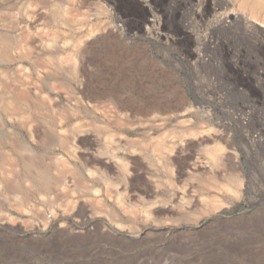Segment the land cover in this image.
<instances>
[{
	"label": "rangeland",
	"instance_id": "rangeland-1",
	"mask_svg": "<svg viewBox=\"0 0 264 264\" xmlns=\"http://www.w3.org/2000/svg\"><path fill=\"white\" fill-rule=\"evenodd\" d=\"M1 1L17 32L0 35V264H264V32L218 22L264 23L253 0ZM110 156L135 162L129 200ZM77 200L94 214L71 216Z\"/></svg>",
	"mask_w": 264,
	"mask_h": 264
},
{
	"label": "bare ground",
	"instance_id": "bare-ground-1",
	"mask_svg": "<svg viewBox=\"0 0 264 264\" xmlns=\"http://www.w3.org/2000/svg\"><path fill=\"white\" fill-rule=\"evenodd\" d=\"M241 1V0H240ZM247 1V0H246ZM3 1H1L0 0V35L2 34V33H4L5 31H9L10 33H13V35H15L16 33L15 32H17L16 30V26H11V25H7L6 23H5V19H4V17H5V15H7V14H9V15H11L10 13L12 12L11 11V9H10V13H7L8 11H7V7L8 6H10V5H8L7 7L6 6H4L3 5V3H2ZM248 2V5H249V1H247ZM251 2V10L249 9V7H247V10L249 9V11H250V14L253 16L254 14H256V13H264V0H253V1H250ZM244 3V2H243ZM27 4H28V1H27ZM245 4V3H244ZM240 5H242L243 6V4L241 3ZM239 5V6H240ZM246 5V4H245ZM243 6V8L245 9V7L247 6ZM25 6H27V5H24V7ZM241 7V6H240ZM35 8V7H34ZM52 8H54V7H52ZM42 9V8H41ZM20 10V9H19ZM233 10V9H232ZM7 11V12H6ZM14 11V10H13ZM18 12V11H17ZM22 12V11H21ZM7 13V14H6ZM23 13V12H22ZM21 13V14H22ZM226 13V12H225ZM20 15V14H19ZM24 15V14H23ZM224 15V14H223ZM12 16V15H11ZM23 17V16H22ZM25 17V16H24ZM27 17H29V16H27ZM227 17H231V22L233 23V21L235 22H242V21H247V22H249L250 24H251V26L252 27H255L256 29H258V30H260L261 32H264V23H262V22H258V20L256 21L255 19H253V18H251L250 17V15L248 14V15H246V14H244V13H241V12H238V10H234L233 12H232V14L230 15V16H227L226 14L224 15V16H220L219 18H218V22L220 23V24H224V23H226L227 24V22L228 23H231L229 20L227 21ZM254 17V16H253ZM263 17V16H262ZM256 18V17H255ZM258 18V17H257ZM9 23V22H8ZM234 24V23H233ZM229 25V24H228ZM232 25V24H231ZM8 26V27H7ZM11 26V27H10ZM15 28V29H14ZM18 28V27H17ZM19 29V28H18ZM96 32H97V30L95 31H92V30H90L88 33H87V35L85 36L86 37V39H88L89 37H92V36H94L95 34H96ZM15 33V34H14ZM5 34V33H4ZM12 35V36H13ZM8 36H10V35H8ZM7 37V36H6ZM16 37V36H15ZM8 38V37H7ZM84 39V38H83ZM3 41V40H2ZM5 41V40H4ZM3 41V42H4ZM15 41V40H14ZM66 41V40H65ZM65 41H61V43H58V45H57V47H59V49H64V50H68V51H70V52H72V54H74V57H75V60H76V67H77V70H79V71H83L84 70V55L82 54V52L78 49V48H75V47H73V45H70L68 42H65ZM8 43V42H7ZM77 43V42H76ZM9 44V43H8ZM11 44V43H10ZM60 44V45H59ZM75 46V45H74ZM77 46H78V44H77ZM12 48V47H11ZM48 48H50V47H48ZM52 48V47H51ZM1 50V49H0ZM44 53V52H43ZM84 56V57H83ZM12 61V60H11ZM16 66V65H15ZM18 68H19V70H21L22 69V65H18L17 66ZM17 67H16V69H17ZM15 69V70H16ZM24 69H26L25 67H23V70ZM18 70V71H19ZM1 72H2V70H1ZM24 72V71H23ZM23 72H19V73H23ZM0 76H1V74H0ZM3 85V84H2ZM32 86V85H31ZM1 89V88H0ZM3 89V88H2ZM0 101H1V99H0ZM2 103V102H1ZM0 103V104H1ZM1 107V106H0ZM188 110V108H185L184 110H183V112H186ZM2 112V111H1ZM12 112V111H11ZM20 112H12V113H10L9 114V116H8V118H9V120L12 122V123H17V122H19V120H20V116H21V114L22 113H20ZM1 118V117H0ZM5 121V120H4ZM0 124H2L1 122H0ZM4 127V126H3ZM1 128H2V126L0 125V130H1ZM3 129V128H2ZM5 131L3 130H1V132L0 133H2L3 135H5V133H4ZM81 133V132H80ZM203 136V135H202ZM79 137H80V135L79 134H77V133H75V135H74V137L72 138V139H74L73 141H78L79 140ZM171 137V136H170ZM187 140H188V136H179V137H171V139H170V144H171V146H172V149H169V150H167V151H165L164 153L162 152V153H157V154H155V159L159 162V163H161L163 160H164V158L166 157V156H170L169 158H173V157H175L176 156V153H177V148H178V146H180L181 144H183V143H185V142H187ZM105 141V140H104ZM100 142V141H99ZM106 142V141H105ZM108 142H110V143H116V144H120L121 142H122V137H120V136H118V137H115V138H111L110 139V141H108ZM104 143V142H103ZM167 148V147H166ZM165 148V149H166ZM130 150V149H129ZM130 152H132V154H135L136 153V150H134V149H132V150H130ZM212 158L213 157H211L209 154L207 155V156H203L202 157V159L201 160H199V165L201 166V167H210V164H211V161H212ZM215 158V157H214ZM100 160H102V159H100ZM216 160V159H215ZM219 161V160H218ZM101 164H103V166L106 168V169H108V172L110 173V174H112L113 176H114V179H116L117 180V182H114V184L110 187V189H112V191L111 192H113L114 193V195H119L120 193H122V192H126L125 194V196H126V199H130V198H133L134 197V194H133V192H131L127 187H125L124 186V182H123V180H126L128 183L129 182H132L133 181V178L135 177V172H136V168H135V162H133V164L132 165H130V167H129V171L127 172V174H122V173H120L119 171H118V166H119V164H120V160H119V158H117V157H112V156H110V157H107L106 159H104L103 158V160H102V162L101 161H99ZM217 162V161H216ZM41 170H39V173H40V175L42 174L41 172H40ZM91 171V170H90ZM94 172V171H93ZM93 172H91V175H92V177H94V173ZM38 173V174H39ZM43 175V174H42ZM89 175H90V173H89ZM90 175V176H91ZM149 176V177H148ZM147 177H148V179L151 181V183L153 184V190L154 191H159L161 188L158 186V185H156L155 183V181H156V179H155V174L154 173H150V175L148 174L147 175ZM101 178H103V179H106V176L104 175L103 177H101ZM94 190V189H93ZM113 195V194H112ZM116 196H114V200H116L117 199V201H118V198L116 197ZM200 198L202 199V197H198V198H196V197H194V199L192 200V203H191V205H196V204H198V202H200ZM204 201V200H203ZM202 203V202H201ZM201 203H199V204H201ZM188 205H190V203L188 204ZM74 208L72 209V210H70L71 212H70V215L71 216H75V215H77V213H78V211L82 208V207H84V203H83V201H81V200H77L76 201V204L73 206ZM87 207V206H86ZM160 207H161V205L158 203V202H156V201H153V202H150V203H146V204H142V206H141V211L139 212L140 213V215H139V217H140V219L141 220H143L144 221V223H146V225L147 226H152V225H155L156 223V218L159 216V214L161 213V211H160ZM164 208H165V210L166 211H174V207L173 206H171V205H165V206H163ZM85 208V207H84ZM61 209H62V207L61 208H57L56 209V211L57 212H59V211H61ZM62 212V211H61ZM85 214H87L88 216H90V215H93L94 214V212L90 209V207H87V208H85ZM101 213V212H100ZM124 215H125V213H124ZM4 221H8V216H4L3 218H2ZM115 223V222H114ZM118 224V223H117ZM119 225V224H118ZM134 235V234H133Z\"/></svg>",
	"mask_w": 264,
	"mask_h": 264
},
{
	"label": "built area",
	"instance_id": "built-area-1",
	"mask_svg": "<svg viewBox=\"0 0 264 264\" xmlns=\"http://www.w3.org/2000/svg\"><path fill=\"white\" fill-rule=\"evenodd\" d=\"M118 26H119V27H121V26H122V24H121L120 22H118Z\"/></svg>",
	"mask_w": 264,
	"mask_h": 264
}]
</instances>
